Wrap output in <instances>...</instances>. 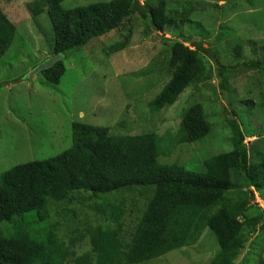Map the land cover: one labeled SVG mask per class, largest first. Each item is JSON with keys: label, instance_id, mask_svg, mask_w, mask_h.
<instances>
[{"label": "trees", "instance_id": "obj_1", "mask_svg": "<svg viewBox=\"0 0 264 264\" xmlns=\"http://www.w3.org/2000/svg\"><path fill=\"white\" fill-rule=\"evenodd\" d=\"M65 1L32 0L25 6L33 17L47 14L53 33L50 58L62 56L39 73L49 84H59L68 54L90 45L92 38L98 42L119 32L138 17L168 48L171 69L170 80L148 103L151 113L173 105L202 75L205 60L215 65L217 84L222 94L226 90L228 102L224 76L236 66L221 65L212 49L203 48L202 40L186 46L190 40L183 30L202 28L191 22L195 1L178 2L175 7L168 5L169 0H110L64 10ZM208 7L224 14L232 8L228 0ZM15 33V24L0 6V60ZM128 37L108 47L107 55L123 50ZM241 51L236 45L233 55L240 58ZM240 105L250 108L252 103ZM227 128L226 151L219 148L218 155L211 151L205 160L199 157L198 168L194 161L180 165L161 162L159 157H170L178 146L200 143L210 134L211 124L200 104L184 110L173 135L153 131L122 135L106 126L71 123L69 149L0 174V264H143L189 250L206 234L217 243L209 264H235L246 235L260 229L256 226L263 212L258 209L256 217L247 213L256 207L254 193L264 201V161L249 163L247 136L237 121L227 120ZM75 194L88 196L93 204L88 209L100 223L84 233L75 230L64 241L58 235L60 224L50 212L56 208L55 216L63 217L66 209L60 207L73 203ZM83 238L88 239L89 250L78 254L75 247Z\"/></svg>", "mask_w": 264, "mask_h": 264}, {"label": "rangeland", "instance_id": "obj_2", "mask_svg": "<svg viewBox=\"0 0 264 264\" xmlns=\"http://www.w3.org/2000/svg\"><path fill=\"white\" fill-rule=\"evenodd\" d=\"M31 1L0 0L4 14L16 27L12 45L0 60V174L16 165L46 160L69 149L73 122L106 126L112 133L122 135L145 131L159 136L173 135L179 129L182 113L192 104H200L206 112L210 134L200 143L178 146L170 157L160 156L161 162L185 165L194 161L201 168L199 157L205 160L210 157L207 153L226 149L229 119L237 121L247 136L244 143L249 163L264 161V0H228L232 8L225 14L208 7L215 3L224 5V0H191L195 1L191 3L195 9L191 22L202 28L199 31L191 26L183 30L190 40L186 46L202 40L203 48L212 49L221 65L236 66L224 76L228 102L226 90L224 97L217 84L215 65L205 60V69L197 81L173 105L157 113H151L148 103L170 80L168 48L138 17L119 32L68 54L64 75L58 85H51L39 73L33 74L51 57L53 33L46 13L33 17L25 10ZM109 1L66 0L62 8ZM185 1L169 0L168 5L177 7L178 2ZM220 35L222 39L218 42ZM165 36L169 38V32ZM125 37H128L123 43L126 47L107 55L108 47L123 42ZM236 45L242 47L240 58L233 55ZM244 101L252 106H241ZM75 196L73 203L60 207L66 209L62 212L59 209L63 217L55 216L56 208L50 212L60 224L58 235L64 241L75 230L84 233L85 228L100 223L88 209L93 205L86 199L88 196ZM130 197L126 199V211L130 209ZM80 199L84 203L80 204ZM253 205L256 207L249 210L247 217H256L258 209L262 211L263 217L256 226L260 229L246 235L235 264H264V201L256 193ZM87 240L77 242L78 254L89 250ZM216 250L213 235L209 238L206 234L189 250L173 251L143 264H209Z\"/></svg>", "mask_w": 264, "mask_h": 264}, {"label": "water", "instance_id": "obj_3", "mask_svg": "<svg viewBox=\"0 0 264 264\" xmlns=\"http://www.w3.org/2000/svg\"><path fill=\"white\" fill-rule=\"evenodd\" d=\"M94 41V38H92L89 43L93 42ZM62 60V56L58 55V56H55V57H52L50 59H48L45 63L39 65L35 71L33 72V74H38L42 71H45V70H48L50 69L55 63L59 62Z\"/></svg>", "mask_w": 264, "mask_h": 264}]
</instances>
